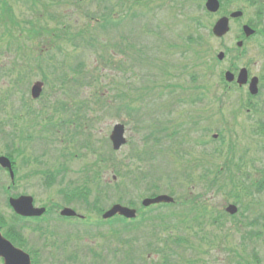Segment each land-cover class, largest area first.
I'll use <instances>...</instances> for the list:
<instances>
[{"label": "rangeland", "instance_id": "374dc122", "mask_svg": "<svg viewBox=\"0 0 264 264\" xmlns=\"http://www.w3.org/2000/svg\"><path fill=\"white\" fill-rule=\"evenodd\" d=\"M220 1L208 14L206 0H0V154L13 155L15 173L12 181L0 169V229L13 226L32 264H166L168 253L169 264H260L256 240L249 238L255 225H237L260 210L255 179L264 167V137L253 129L254 112L245 111L249 94L227 88L222 77L240 67L259 71L264 40L260 34L244 38L241 25L264 29V11L259 17L258 3L247 0ZM4 2L11 7L7 14ZM236 9L244 14L230 21L229 33L210 36L216 19ZM103 14L112 16L108 33L97 21ZM194 18L210 29L195 32ZM77 32L100 33L102 47L76 46L69 39ZM191 32L202 36L200 45H188ZM219 51L225 53L221 61ZM103 56L115 62L107 65ZM37 80L43 90L32 99ZM117 122L124 123L127 141L114 151L109 134ZM111 150L102 178L119 188L103 210L117 202L139 208L154 192L182 201L190 190L207 199L206 213L143 208L125 231L120 217L104 222L102 211L81 200L67 204L61 190ZM21 194L48 209L43 219L14 214L8 198ZM261 197L264 202V191ZM229 202L238 206L235 216L224 212ZM62 206L86 220L60 218ZM216 215L223 216L214 221ZM162 236L183 239L169 252L157 241Z\"/></svg>", "mask_w": 264, "mask_h": 264}, {"label": "trees", "instance_id": "16d2710c", "mask_svg": "<svg viewBox=\"0 0 264 264\" xmlns=\"http://www.w3.org/2000/svg\"><path fill=\"white\" fill-rule=\"evenodd\" d=\"M34 1V0H33ZM250 3H260V13H262V10L264 9V3L263 0H247ZM41 4L43 6H46L44 2H41ZM11 7L4 2L2 4V12L7 14L8 11L10 12ZM209 14V13H208ZM4 16V14H2ZM103 18H98L97 21H101L103 20L101 23H99L100 28L104 29L107 33L109 32V30L111 28H114L111 22V17L112 16H108V14H103L102 15ZM125 16H123L122 18H124ZM7 20H13V18L11 17V15H8ZM193 22V29L195 32H197L201 27L203 26H207V28H209V25H205L204 23L201 22V20L199 18H194L192 19ZM112 26V27H111ZM111 27V28H109ZM210 29V28H209ZM46 32H49V29H44ZM54 32V31H53ZM99 33V32H97ZM60 34H57L56 36L59 37ZM210 36H212L211 30L209 33ZM62 38V37H61ZM101 35L99 34H85L82 32H77L73 37H71V39H69V41H73L75 43L76 46H79L80 43H83V45H81L82 47L84 46H93L94 44H97L98 47H102V43L101 41ZM108 39L112 40L113 38L111 36H108ZM189 41V46H191L192 44L195 45H200L202 42V36L200 34H197L196 37L194 35V33H190L188 35V39ZM78 41V43H77ZM56 44L55 40H53V42L50 41L49 44ZM109 45H112L108 42ZM60 45H57V47H59ZM60 48V47H59ZM207 49L203 48L202 51H206ZM199 52V51H198ZM102 60L107 64H113L115 61H112L110 58H107L105 56L102 57ZM115 66V65H114ZM116 68L120 69L122 68L121 66L117 65L115 66ZM114 67V69H115ZM75 72H81V70H75ZM62 79H65V77H62ZM78 77L75 78L74 81H77ZM120 96H124V93L121 94ZM89 141L86 140V142L84 143V145L82 144L83 148H86L88 145ZM110 153L112 154L113 151L111 150L107 155L104 153L102 158H97L92 164H87V166H85V169L88 171L87 174H84L82 176V179L76 183H72L69 184V187L65 190H61L63 195L65 196L66 199V203L67 204H71L74 202H77V200H81L84 203H86L87 205H91L94 209H96L97 211H102L103 207H104V203L106 202L105 199H107L108 195L111 194L110 192L114 191L117 192L118 191V185L115 184H110L108 182H104L103 178H102V173L103 170L108 166V162H112V158L110 157ZM9 156H13L12 154H8ZM102 162V165H99V162ZM113 167H115V164H112ZM111 165V166H112ZM120 170V167L118 168ZM90 171H92V173H90ZM118 172V171H117ZM121 176V174H120ZM124 178H126V176H123ZM137 179V178H136ZM191 182V181H190ZM153 183V182H152ZM117 184V183H116ZM126 186H128L127 182L125 183ZM124 186V187H126ZM154 188H159V183L157 182L156 184L153 185ZM169 191L174 194L175 190H174V185L173 183H169L168 185ZM154 193H152L151 195H154ZM202 196V194H197L194 195L193 193H190V190H188V193L183 196L185 197L184 200L182 201H178V198H175V202L174 203H169V204H158V205H153L150 207H147L148 209L151 210H155V209H160V208H167L170 209V213L171 214H176V216L178 215H188L191 213H196V212H200V213H206V202L207 199H200V197ZM120 197V196H119ZM119 202H126L127 204L133 205L136 204L134 200H124V197H120L118 199H116ZM183 204V206H180V204ZM139 210L142 212L143 207H140ZM220 217H222V215H216V217L214 216L213 218L215 220L219 219ZM21 218V217H19ZM122 218V217H121ZM23 219V218H21ZM127 220L123 219V223L120 229L122 230H130L132 229L131 226H133V223L130 222H126ZM1 222H3L1 220ZM0 222V223H1ZM221 223V222H220ZM244 225L248 226V222H245ZM41 235H43L45 238L47 237V233L42 229L39 228L38 229ZM118 234H120V232H117ZM7 235H9L11 238H13L14 240H16L18 243L21 244L22 240L20 239L19 233L13 228V226H8L7 228ZM174 240L168 239V237H164L162 236L161 238L159 237L157 239V241L159 240H163V248H165L166 250H169V252H174L171 245L174 244L175 242L180 241V239L183 238H179L178 236H176V238H173ZM148 247L150 248H154V250H156V252H162L161 249L158 248V246H155V244H150L148 245ZM166 255V254H165ZM173 257L171 253H168V257L166 259V264H169V258Z\"/></svg>", "mask_w": 264, "mask_h": 264}, {"label": "water", "instance_id": "95a60500", "mask_svg": "<svg viewBox=\"0 0 264 264\" xmlns=\"http://www.w3.org/2000/svg\"><path fill=\"white\" fill-rule=\"evenodd\" d=\"M206 7L208 10L215 12L219 8L218 0H207ZM241 11H234L230 13L229 17H238L241 16ZM229 17L223 16L219 18L212 28V32L216 36H223L229 30ZM243 31L248 36L254 32V30L249 25H243ZM241 41L238 42V45H241ZM219 58L223 57V53L218 54ZM227 80H233L234 75L227 71L225 73ZM247 80V71L245 68H242L238 74L237 81L239 84L245 83ZM257 78L253 77L250 82L249 90L251 93H255ZM42 90V83L36 81L31 87V95L33 98H37ZM110 140L114 149H119L122 144L126 142L124 136V125L122 123H116L110 133ZM0 165L9 169L11 176L13 177V171L11 168L10 160L5 156H0ZM159 202H173V198L167 194H159L154 197H146L142 200V204L147 206L153 203ZM9 204L13 210L22 216H40L44 211V207H35L33 205V198L29 195H21L19 197H10ZM227 211L233 213L236 211V207L233 204H230L227 207ZM61 215L64 216H75L76 212L70 207H64L60 211ZM115 214L123 215L127 218L135 217L136 210L134 208L123 206L119 203L113 204L108 210L103 213V218H109ZM0 257L3 259V264H31L29 255L22 249L14 246L8 239H6L0 232Z\"/></svg>", "mask_w": 264, "mask_h": 264}, {"label": "flooded vegetation", "instance_id": "af4514ba", "mask_svg": "<svg viewBox=\"0 0 264 264\" xmlns=\"http://www.w3.org/2000/svg\"><path fill=\"white\" fill-rule=\"evenodd\" d=\"M256 77L258 78V90L257 94L254 98L247 97L244 98L245 101H249L250 103L247 104L251 108L245 109V111L248 113L250 111H253L254 116V122H253V129L255 131V134L258 137H264V63L262 62L260 64L259 71L256 74ZM245 92L248 93V86L245 85ZM247 95V94H246ZM246 105V104H244ZM264 167L258 171V177L255 179L256 184V193L260 197L257 201V204L260 206V210L255 222V231L253 238L256 240L257 246H258V254L261 256V258L258 259L260 264H264V225H263V219H262V193L264 191ZM253 225V226H254ZM252 226V225H251Z\"/></svg>", "mask_w": 264, "mask_h": 264}]
</instances>
